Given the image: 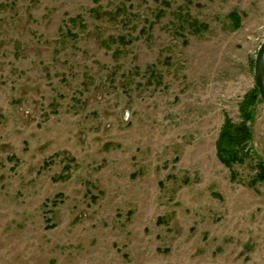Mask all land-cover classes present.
<instances>
[{"label":"rangeland","instance_id":"374dc122","mask_svg":"<svg viewBox=\"0 0 264 264\" xmlns=\"http://www.w3.org/2000/svg\"><path fill=\"white\" fill-rule=\"evenodd\" d=\"M263 40L264 0H0V264H264L263 103L215 147Z\"/></svg>","mask_w":264,"mask_h":264},{"label":"trees","instance_id":"16d2710c","mask_svg":"<svg viewBox=\"0 0 264 264\" xmlns=\"http://www.w3.org/2000/svg\"><path fill=\"white\" fill-rule=\"evenodd\" d=\"M232 16L237 20V16L234 14ZM191 24L196 26L198 30L206 27L193 20ZM260 101L255 84L239 104L240 120L233 122L228 116H225L223 120L215 147L217 158L228 168H231L234 164L243 163L247 156V147L252 140L250 123L255 118V105ZM256 167L258 171L253 182L264 181V160L258 161Z\"/></svg>","mask_w":264,"mask_h":264},{"label":"water","instance_id":"95a60500","mask_svg":"<svg viewBox=\"0 0 264 264\" xmlns=\"http://www.w3.org/2000/svg\"><path fill=\"white\" fill-rule=\"evenodd\" d=\"M253 72L259 97L264 105V40L262 41L256 52Z\"/></svg>","mask_w":264,"mask_h":264}]
</instances>
